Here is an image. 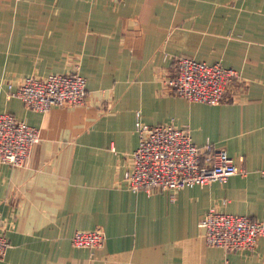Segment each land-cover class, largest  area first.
Here are the masks:
<instances>
[{"label":"crops","instance_id":"1","mask_svg":"<svg viewBox=\"0 0 264 264\" xmlns=\"http://www.w3.org/2000/svg\"><path fill=\"white\" fill-rule=\"evenodd\" d=\"M177 56L237 71L229 100L170 94ZM74 70L83 105L38 113L7 97L24 77ZM136 111L148 125L187 127L193 144L224 148L247 173L130 191ZM0 113L39 130L23 166L0 164V264H222L199 226L208 208L264 224V0H0ZM91 229L101 247L71 245ZM226 257L264 264V236Z\"/></svg>","mask_w":264,"mask_h":264},{"label":"built area","instance_id":"2","mask_svg":"<svg viewBox=\"0 0 264 264\" xmlns=\"http://www.w3.org/2000/svg\"><path fill=\"white\" fill-rule=\"evenodd\" d=\"M239 73L221 65L207 64L186 56H177L173 73L165 80V87L174 96L192 103L216 105L228 101L229 86L239 79ZM86 81L76 71L47 76L24 77L7 97L20 99L30 111L43 113L51 107L74 108L85 103ZM134 131L137 145L131 153V166L123 173L127 189L132 192L179 190L223 183L233 175L247 172L235 166L224 148L209 140L201 146L192 143L187 127L171 123L148 125L136 111ZM39 139V130L0 113V164L21 167ZM260 175L264 177V168ZM204 243L219 248L225 254L222 264H230V252L251 251L264 236V224L244 215L225 214L208 208L199 221ZM105 236L99 229L78 230L70 237L76 248L101 247ZM8 243L0 232V261Z\"/></svg>","mask_w":264,"mask_h":264}]
</instances>
